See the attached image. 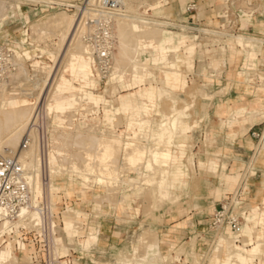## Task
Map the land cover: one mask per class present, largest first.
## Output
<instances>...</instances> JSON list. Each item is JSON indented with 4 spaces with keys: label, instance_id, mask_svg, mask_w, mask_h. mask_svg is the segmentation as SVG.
Returning a JSON list of instances; mask_svg holds the SVG:
<instances>
[{
    "label": "rangeland",
    "instance_id": "374dc122",
    "mask_svg": "<svg viewBox=\"0 0 264 264\" xmlns=\"http://www.w3.org/2000/svg\"><path fill=\"white\" fill-rule=\"evenodd\" d=\"M69 1L74 2V0ZM184 1L185 0H129L132 10V13L130 11L129 14L131 16L135 15L140 18L145 17L146 19L160 21L161 23L165 18H176L178 20L181 17V7ZM197 2L198 7L196 13L200 18V23L195 27H201L202 22L204 25L210 26H216L218 24L216 19L210 17L212 9L208 5L211 3V7H214V12L217 13L225 9L230 13H236V11H239L238 7L240 6L236 2L225 4L220 0H197ZM253 4H256L255 6L259 11L264 10L263 0L253 1ZM241 5H243L242 0ZM2 6L3 7L0 8V41L5 38H10L12 41L16 42L21 36L23 26L30 29L29 26L32 23L45 20L46 17L55 15L59 12H64L68 17L72 15L74 18L73 11L50 10L40 6L33 7L23 0H4ZM17 6L20 7L23 14L20 15L18 13V9H16ZM136 29L138 28L136 27ZM231 29V24L226 23L222 26V31L227 30L230 34ZM166 30L185 35V44L194 46L192 54L193 66L191 69H186L183 63V56L186 54L185 46L182 45L176 52H169L167 57V61L174 63L175 69H178L182 75L186 76L187 83L184 88L179 86L171 87V85L164 81L165 77L163 76V72L169 69L166 64L161 63L159 65H153L150 61H142V53L145 51L143 46L145 44H150L159 37L160 32ZM237 35H241V33L238 32L236 33V36ZM37 36L39 37V35ZM232 36L234 38L235 35ZM211 42L209 38H204L203 35L198 36V40L193 41L191 34H187V31L182 32L178 29H171L164 26L163 23L159 25L143 24L138 38V46L140 47L139 61L145 64L147 68L143 70L139 67L130 68V65L125 67L127 63L124 66L121 64V67L119 66L121 69L119 68L117 71L114 69L110 76L111 80L106 84H97L94 82V85L90 84L82 87V89L90 91L92 94L87 92L88 94L86 97L81 99L76 126L71 130H64L63 133L74 134L78 131V133H85V136L86 134L87 136L89 135L88 137H93V135L116 136L123 139L125 142V139L128 138L127 141L131 140V142L135 143L134 145H136L137 148L139 147L144 151L142 160L136 168L135 166L131 168L132 165L130 166V164L128 166V162L126 165V161L124 159L122 161L120 156L122 152L119 151V153L115 155L114 166L116 169L117 167L122 168V173L119 172V179L122 183L119 185L117 184L118 187L114 186V188H107L105 185H98L95 182L82 185V182L75 173L70 171L69 162L71 160L77 164L75 166L78 168L85 163L83 162L85 161L83 156L78 153L79 149L77 145L69 142L68 144H63L60 151L55 152L68 159H65V163L63 161L60 163L59 157L54 159V151L50 150V144L54 141L55 135L63 131L60 130L59 127H61L62 123L65 121L67 117L66 114L68 115V111L74 107V93L81 92L78 88L82 83L78 81H72L75 87L71 86L70 92L65 89L66 85H70V80H68L70 76L68 74L71 73L75 78H82V76L91 75V67H84L82 62H80L79 55H77L78 58L76 60L74 58L75 50L72 46L70 45L71 47H67L66 49L65 44L61 45L62 42L57 36L44 37V39L39 41L32 39V46H29L28 49H30L32 55L35 53L42 54V58L39 59L40 63L34 62L33 60L23 63L28 73L31 74L34 71L41 73L42 71L47 72L48 70L50 77L53 74H56V78L62 75L58 81L59 84L55 81L51 85L53 88L50 87L51 90L49 89L50 92H52V98L54 96V99L60 101L56 106H51V97L49 96L46 100L47 112L51 114L53 125L49 133V146L44 149L40 147L39 149L38 147L34 148L36 152L38 151L37 154L42 153L43 155V171L39 176V180H41L43 184L42 186L45 185L44 188H42L46 190V185L49 184V182H54L59 187V190L56 192L47 194L44 191L42 194L43 196H41L52 207L51 209L55 216L56 225L60 227V229H58V236L62 238L60 244L61 254L69 253L70 251L68 248L71 247L77 255L79 254V256H82L81 258H77L76 254H72L74 262L77 264H87L89 262L92 264H122L129 260H125L126 258H130L129 261H132V263L134 262L133 264H229L230 262L234 264H256L252 262L253 258L259 260L257 264H264V249L260 256L244 253L243 248L249 247L252 241L248 242V244L246 243L247 245L236 248V246H234L235 244L232 242V238L224 235L222 236L224 240H214L212 243L211 233L207 230L209 216L215 204L219 201L223 188L227 186L226 181H224V176L232 175L230 174L232 171L225 170L224 162L219 163L218 153L212 150V147L217 144L218 136H216V132L209 127V124L213 122L209 116L208 109L212 104L214 94H216L215 80L218 78L219 72L223 70L228 50L224 48H210ZM233 42V40H229L225 36L219 38V43L229 44ZM235 42L243 47L240 41L235 40ZM162 48L163 43L159 44V49ZM116 52L115 48L114 54H116ZM145 58H149L148 53H145ZM48 59L52 62H49ZM66 68L67 72L64 71ZM49 73L47 75H49ZM247 73L249 72L247 71ZM145 75H148V77L140 83V86H136L130 90L127 89L125 84L130 82V78L136 80L140 76L142 77ZM247 78H249V75H247ZM121 79L122 81H120ZM47 82L50 83V81ZM149 83L157 87L156 95L151 103L137 95L133 96V99L136 100L139 105L142 102L148 104V108L150 109L149 114L140 112L135 114L130 111L124 112L120 109L117 110L119 106V95H126L138 89V87L148 86ZM6 94L7 93H5V95ZM146 107L144 106V108L141 109L142 112L145 111ZM173 108H176V110L183 109V114L180 115L179 119L182 121V125L186 127V132L181 133L178 131L179 119H177L176 129L169 137L172 138V140L168 138V143H166V139L157 140V133L160 130L159 124L162 116L171 115V109ZM67 109V113L64 112ZM85 109H92L90 116H84ZM107 111L108 113L106 114ZM130 115L135 118L136 124L133 126H130L128 124L129 122H127ZM145 119H147L148 122L146 124H141V120ZM125 127L126 130L122 132L123 134L121 133V136H117L116 133L120 134ZM126 132L129 135L131 134V138L126 135ZM241 133L243 132L241 131L239 134ZM125 136L127 138H125ZM155 136L157 139H154ZM87 138L84 143L89 141L88 143L90 146L88 145V148L93 150V143ZM263 140L264 135L258 143V146H255V151L260 150L264 152L262 146ZM256 143L257 140L254 141V144ZM152 149L153 151H163L167 149L178 157V163L188 174L185 179L186 184L173 188L169 187L168 175L166 181H163L164 184L157 183L158 180L160 181V172L158 168L155 171L154 167L151 165L153 167L152 171L147 159ZM72 154L74 155L72 156ZM69 156L72 159H69ZM47 157L50 158L51 163L56 167L57 173L52 175L48 174ZM170 160L171 156L169 162ZM211 160H216L217 167L215 170L208 167V163ZM198 161H201L203 165L199 167ZM156 167L157 166H155V168ZM148 179L152 181L149 182ZM147 180L148 182H145ZM135 184L138 185L136 189L132 188ZM158 184L161 185V188ZM248 186V202L254 207L261 199L253 200L255 197L253 188H257L255 190L264 188V169H262L261 176L249 180ZM82 187L84 188V193L79 192V189L82 190ZM107 189H110V191ZM125 195H128V197L124 199L123 196ZM38 196H36V200ZM67 207L71 208V210L64 212ZM258 209L260 210L261 208ZM74 210H78L79 214L77 215V213L73 212ZM263 216L264 209L261 214L256 217L248 216L247 219L250 225L247 224L244 227L243 234L250 237L249 231L252 222L259 221ZM66 219L70 220L72 225H74V223L85 224L82 228L78 227V229L75 230L74 233L79 236L78 238H71V230H63L64 221ZM106 222L116 224L114 228H111L113 231L117 232V237L113 240H104L102 237L101 230L105 229V227H101L100 225L102 224L104 226ZM257 229L262 230L261 227H257ZM77 230L78 232H76ZM90 233L94 235L88 239L87 237ZM198 235L200 237H198ZM144 236H146V238ZM17 237V235L7 237L5 238V242L0 244L1 248L5 244L10 243V250H12V255L15 259V262L12 264H42L41 261H34L33 258H31V255L39 249L40 251H38L39 253L37 254L39 257H42L41 247L38 245H34L33 247L25 245L24 250H16L14 242L15 239H18ZM86 238L88 243L87 247L85 245L82 246V242L84 240L86 241ZM150 244H153V247L157 245L156 248H158V253H155V255L148 254L152 253L150 250L153 247L149 250ZM218 244L222 247L220 246L215 251ZM235 252L240 253L236 262L233 261L232 258ZM122 257H124V259ZM132 257H134V260H132ZM241 258L244 260H241Z\"/></svg>",
    "mask_w": 264,
    "mask_h": 264
},
{
    "label": "built area",
    "instance_id": "2783aa9c",
    "mask_svg": "<svg viewBox=\"0 0 264 264\" xmlns=\"http://www.w3.org/2000/svg\"><path fill=\"white\" fill-rule=\"evenodd\" d=\"M30 6H40L48 9H58L73 11L74 27L73 35L78 37L82 45L88 51V58L91 67V76L97 84H106L111 80L110 76L114 70L113 54L115 50L114 25L115 20L120 12L121 0H23ZM178 1V0H176ZM256 0H244L245 5H241V0H224L225 4L238 3L239 11L230 13L227 9L216 13L218 24L204 25L195 27L200 23L196 10L198 7L197 0L184 2L181 7V17L165 18L162 22L164 26L180 31H187L191 34L192 40H198V36L203 35L209 38L210 48H224L229 50L232 46L240 50H259L264 46V36L247 34L258 38L261 42L255 43L251 47H241L236 44L233 36L240 32L237 30V20L242 14H257L262 16L263 11H259L253 4ZM226 6V5H225ZM231 24V34L227 30L222 31L224 24ZM204 25V26H203ZM241 33V32H240ZM243 34V33H241ZM246 35V34H244ZM185 36V35H184ZM227 37L233 40V43H219V38ZM186 37V36H185ZM232 37V39H231ZM3 39L0 41V83L10 79V75L17 70V61L15 52H18L19 60L22 63L30 61H39L42 54H31L29 46H32L31 30L23 26L21 36L18 41ZM26 53L28 56H26ZM49 62H52L48 59ZM40 62V61H39ZM51 72V70H50ZM243 74L249 75L247 71ZM56 78V74L47 76L50 84ZM252 81V77L246 79ZM49 84V85H50ZM74 107L68 112L65 121L62 123L60 130H71L76 126L77 115L83 93L75 92ZM48 99L47 93L40 95L33 101L31 116L28 122V132L22 137L21 150L28 149L30 146L48 148L49 133L53 128L51 114L46 113L44 102ZM84 116H90L92 109H85ZM251 136L260 142L264 135V127L260 132L252 131ZM43 160V155L38 154ZM33 199L32 187L30 182V172L23 165L20 154L12 152L6 156H0V244L5 242V238L17 235L15 239V249L24 250L25 245L41 247L42 257L37 252L31 255L34 261H41L42 264H77L74 262L72 254L76 252L69 247V253H60L61 237L58 236L59 226L56 225L54 213L48 202L40 195L37 197L35 207L31 205ZM264 204H257L256 209L263 208ZM23 207L28 210H36L37 217L33 219L30 214H25L29 222H25L20 212ZM252 206L245 204L241 199V188H236L228 197L219 200L212 213L209 216L207 230L211 234L212 243L218 240L220 236H230L232 242L238 246L247 245L252 239L243 234L244 227L249 224L247 217L250 215ZM78 229L85 226L83 223H74ZM260 225L253 226L256 230ZM62 229V228H61ZM75 229V230H76ZM78 232V230L76 231ZM209 235V236H210ZM75 233L71 238H78ZM81 237V236H80ZM198 237H200L198 235ZM60 241V242H59ZM21 243L22 246H19ZM247 243V244H246ZM77 258H81L76 254ZM257 258L252 262L258 263ZM87 264H92L91 262ZM95 264V263H93Z\"/></svg>",
    "mask_w": 264,
    "mask_h": 264
},
{
    "label": "bare ground",
    "instance_id": "6f19581e",
    "mask_svg": "<svg viewBox=\"0 0 264 264\" xmlns=\"http://www.w3.org/2000/svg\"><path fill=\"white\" fill-rule=\"evenodd\" d=\"M3 1L4 0H0V8L3 7L2 6ZM242 3H243V5H245L244 0H242ZM119 11L120 12L118 13V16L115 20V25H114L115 48L117 51L116 54H113L114 69H116V71H117L121 67V64H123V66H124L127 63V65H125V67L130 65V68L131 67H133V68L139 67V68L145 70L147 68V66H145V64H143L142 62L140 63V61H139V54H140V47L138 46V44H139L138 43L139 32L141 31L143 24L144 25H159L162 23L160 21L150 20L148 18L146 19L145 17L140 18L139 16L136 17L135 15L131 16L129 14L130 11L132 13L129 0H121V5H120ZM70 16L71 17H68L67 15H65L64 12H59V13H56L55 15L46 17L45 20H41V21H37V22L32 23L29 26L30 30H31V38L39 41V40L44 39V37H56L57 36L58 38H60V41L62 42L61 45L65 44L66 49H67V47L70 48L72 46V48L75 50L74 51V53H75L74 58L77 60V58H78L77 55H79L80 62H82L83 66L86 68H89L90 67V61H89V58L87 56L88 51L82 45L79 38L73 35L74 18L72 15H70ZM136 27L138 29H136ZM37 35H39V37ZM52 35H55V36H52ZM234 39L236 41H240L241 45L245 46V47L254 46L255 43L261 42L258 38L250 37V36L245 37L242 35H237V36L235 35ZM15 56L17 58L16 59L17 67H18L17 70L10 75V79L8 81L0 83V156H6V155H8L14 151L16 154H20V156L23 160L24 167L27 168L30 172V182H31L32 193H33V199H32L31 205L35 207L36 196L42 195L44 191L47 194L54 193L57 190H59V187L56 183L49 182V184L46 185V188H45L46 190L43 189L45 185L42 186L43 185L42 181L39 180V176H40L41 172L43 171L42 159L37 154L38 151L37 152L35 151L34 146H30L28 149L21 150V140H22V137L28 132V122H29L30 116H31V109H32L33 101L45 92L47 93V97H49V96L51 97V100H50L51 106H56L57 103L60 101V100L54 99V96L52 98V92H50V90H51L50 87L53 88V86H51V85L55 81L57 82V84H59L58 81L62 75H60L58 78H55L53 80V82L50 84L49 82H46L47 76H48L47 74L49 73L48 70H47V72L42 71L41 73L34 71L30 74V73H28L27 69L25 68V66L21 62V60H19L18 52H15ZM26 56H28L27 53H26ZM34 62L40 63L39 61H34ZM66 66H67V64H66ZM68 66L70 68L69 64H68ZM125 67H124V69H125ZM66 70H67V68L64 71H66ZM115 75H117V74H115ZM164 92H165V90H164ZM5 93H7V94L5 95ZM160 93H161V90H160ZM44 107H45L46 113H48L47 107H46V101L44 102ZM171 110H172V113L170 112L171 115L169 114V115H163L162 116L161 122L159 124L160 130L157 133L158 139L156 136H155V138L153 137L154 139H157V140L166 139V143H168L167 139L171 136V133L174 132L176 129L177 119L180 117V115L183 114V113H181L180 110H176V108L175 109L173 108ZM66 111H68V109L65 110L64 112H66ZM66 116H67V114H66ZM141 121H142L141 124H146L148 122L147 119L141 120ZM128 122H129L128 124L130 126L131 125L133 126L134 124H136L135 118L133 116L129 117ZM58 123H60V122H58ZM63 132H64V130L61 133H58L55 135L54 141H52V143L50 144V150L54 151V157L53 158L57 159V157H59L60 163H61L62 161L64 162L65 159L66 160H68V159L64 156L58 155L55 152L60 151L62 145L68 144L69 142L77 145V147L79 149L78 153H80L83 156V158L85 160L83 162H85V163H84V165L82 164L83 165V166H81L82 168L76 167L75 165H77V164L73 160H71V161L69 160L70 161L69 164H70V168H71L70 171H72V173H75V175L82 182V185L89 184L90 182H95L98 185L103 184L107 188H109V187L114 188V186L118 187L117 184L119 185L120 183H122V181H120V179H119V175H120V173H122V171H121L122 168L117 167V169H116V167L114 166L115 155H117L119 153V151H121L122 154L120 156L122 158V161L124 159L126 161V162L124 161L126 163V165L128 162V166L130 164V166L132 165L131 168L133 166H135V168H136L137 165L140 164V161L142 160V157L144 154V151L141 148H139V147L137 148V146L134 145L135 143L131 142V140L127 141L128 138L126 136H125V138H127V139H125L126 140V142H125V141H123V139H120L116 136H108V135H103V136L97 135L96 136V135H93V137H88L89 135L87 136V134H86V136L88 137L87 138L84 135L85 133L84 134L78 133V131H76V133H74V134H65ZM126 135L130 136L131 134L129 135L126 132ZM132 136H133V134H132ZM86 138L88 140H90L91 143H93V148H92L93 150L88 148V145H89L88 142L89 141L88 142L86 141V143H84ZM130 138H131V136H130ZM133 139H134V136H133ZM169 139L172 140V138H169ZM161 141H159V142H161ZM165 145H167V144H165ZM262 146L264 149V140H263ZM38 149H39V147H38ZM73 155L74 154H72V156ZM70 156H69V159H72V158H70ZM82 156H80V157H82ZM170 156H171L170 151L167 149L163 150V151H153V149H152V151L150 152L149 158H147L148 162L150 163V166L152 165L154 167L155 171L158 168V170L160 172V178H159L160 181L158 180L157 183H160V184L163 183L164 184L163 181H166V178L168 175V162H169ZM59 158H58V161H59ZM46 162L48 164V166H47L48 167V170H47L48 174L52 175V174L57 173V169L51 163L49 157L46 158ZM66 162H68V161H66ZM154 165L157 167L155 168ZM150 166H148V167H150ZM152 166L150 168L153 171ZM44 167H45V164H44ZM66 168H68V167H66ZM148 180L145 182H148ZM151 181L152 180H149V182H151ZM159 186L161 188V185H159ZM132 188L136 189V188H138V185L135 184L134 187L132 186ZM146 189H149V188H146ZM152 189H153V187H152ZM108 191H110V189ZM137 195H138V193H137ZM127 197H128V195L123 196V198H127ZM67 208H69V207H67ZM67 208L65 209V211L67 210ZM28 213L30 214V216L33 219H36V217H37L36 210H28V207H23L21 209L20 214L23 218H24L25 214H28ZM24 221L29 222V220H27L26 217L24 218ZM257 225H260L262 230L256 229L254 231L253 226H257ZM74 226L76 229L77 226L75 224H74ZM64 229L66 231L70 229V224L67 221L64 223ZM93 235L94 234L90 233L87 238L89 239ZM249 235H250L251 239L253 238L254 240L252 239V243L250 244L249 247L243 248L244 253L248 254V255H253V256H256V255L260 256L263 252V249H264V216H263V218L259 219V221L252 222L251 228L249 231ZM144 237L146 238V236H144ZM87 238H86V241L82 242V246L85 245L87 247V244H88ZM218 240L219 241L224 240V237L220 236L218 238ZM219 241H218V243L220 244ZM219 244L216 246L215 251L221 246ZM150 245H149V250L151 247H153L152 246L153 244H150ZM19 246H22L21 243H19ZM156 246L151 248L150 251H152V253H148V254L155 255V253H158V248H156ZM234 246H236V248L240 247L237 245H234ZM83 248H85V247H83ZM239 254H240L239 252H235L232 255L233 261L236 262V260L239 257ZM173 257H175V256H173ZM122 258L124 259V257H122ZM133 258L134 257H132V260H134ZM128 259L130 260V258H126L125 260H128ZM129 260L127 262L122 263V264L132 263V261L130 262ZM241 260H244V259L241 258ZM14 262H15V259L12 255V250H10V243L5 244L3 247L0 248V264H12ZM241 262H243V261H241ZM136 264H141V263H136ZM229 264H234V263L230 262Z\"/></svg>",
    "mask_w": 264,
    "mask_h": 264
},
{
    "label": "crops",
    "instance_id": "0c3cea01",
    "mask_svg": "<svg viewBox=\"0 0 264 264\" xmlns=\"http://www.w3.org/2000/svg\"><path fill=\"white\" fill-rule=\"evenodd\" d=\"M187 1L189 0H185L184 2ZM220 1L223 2L224 0ZM208 6L212 9L210 17L216 19L215 15L217 12H214V7H211L212 3ZM16 9H18L20 15L23 14L19 6H17ZM236 28L241 33L246 34H241L245 37L250 36L247 34L264 36V14L262 16L257 14L239 15ZM185 42L186 39L184 35L166 30L160 32L159 37L150 44H145L143 46L145 51L142 53V61H150L153 65L164 63L168 66L169 69L163 72V76L165 77L164 81L171 85V87L179 86L184 88L187 81L186 76L182 75L178 69H175L174 63L167 61L169 52H176L179 47L182 45L185 46L186 54L183 56V63L186 69H191L193 66L192 54L194 46L191 44L186 45ZM161 43H163V48L159 49V44ZM227 52L223 70L219 72L218 78L215 80L216 94H214L212 104L208 109L209 116L213 122L209 124V127L214 130L217 134L216 136H218L217 144L212 147V150L218 153L219 163H225V170L232 171L230 173L232 175L224 176V181H226L227 186L223 188L219 200L228 197L236 188L240 187L242 201L251 206L248 202L249 180L261 176L262 169H264V152L260 150L255 151V146L257 147L258 144H254L256 139L250 134L252 131L260 132L264 127V46L259 50L253 51L240 50L232 46ZM145 53L149 54V58H145ZM245 70L249 72V77H252V81L248 82L246 80V74L242 73ZM68 75L70 76V78H68V80H70V85H64L67 91L70 92L71 86L75 87L72 81H78L82 83L78 90L83 93L84 97H86L88 93H91L90 91L82 89L85 85H94L95 80L91 75L82 76V78H75L71 73ZM146 77H148V75L140 76L136 80L130 78V82L125 85L127 89L130 90L136 86H140V83L143 82ZM120 81H122V79ZM156 92L157 87L149 83L148 86L138 87V89L126 95H119V106L117 110L120 109L124 112L130 111L135 114L137 112L149 114L150 109L148 108V104L142 102L139 105V103L133 99V96L137 95L151 103ZM144 106L147 107L145 111L142 112L141 109L144 108ZM180 111L183 113V109ZM107 113L108 111L106 114ZM126 127L120 134L116 133V135L121 136L123 134L122 132L126 130ZM178 131L181 133L186 132V127L182 125L180 119L178 122ZM241 131L243 133L239 134ZM170 153L171 160L168 169V183L169 187L173 188L186 184L185 179L188 174L178 163V157L173 155L171 151ZM202 165V162L198 161V166L200 167ZM208 167L215 170L217 167L216 160L209 161ZM83 189L84 188H82V190L79 189V192L84 193ZM253 189L255 194L253 200L261 199L256 205L264 204V188H258V190H255L257 188ZM263 209L264 207L260 210L252 207L249 216L256 217L261 214ZM70 210L71 208H67L64 212ZM73 212L77 213V215L79 214L78 210H74ZM66 221L70 224L69 230L72 231V236L75 232V226L72 225V222L68 219H66L64 223ZM100 226L105 227V229L101 230L104 240H113L117 237V232L111 229L114 228L116 224L106 222L104 226L102 224ZM63 230H65L64 226Z\"/></svg>",
    "mask_w": 264,
    "mask_h": 264
}]
</instances>
